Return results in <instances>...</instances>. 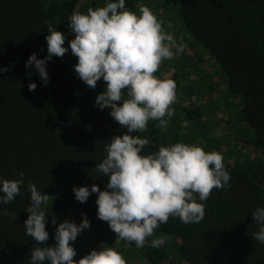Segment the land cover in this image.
Returning a JSON list of instances; mask_svg holds the SVG:
<instances>
[{"label": "trees", "instance_id": "16d2710c", "mask_svg": "<svg viewBox=\"0 0 264 264\" xmlns=\"http://www.w3.org/2000/svg\"><path fill=\"white\" fill-rule=\"evenodd\" d=\"M103 4L104 0H0V69H8L0 72V176L17 179L19 171L25 173L22 195L0 206L16 214L11 223L9 217L0 215V264H29L34 247L54 246L55 229L63 222L57 219L59 212L67 213L68 219L64 221L79 224L86 214L91 222V227L71 242L77 251L75 260L102 246L112 247L126 256L128 242L119 240L108 223L97 217V194L80 203L73 191L74 187L92 184L105 190L109 177L99 176L96 165L106 157L105 146L110 140L127 131L110 116V108L101 110L95 104L106 82L101 79L95 89L89 88L75 72L78 58L70 48L62 59L53 56L48 61L47 86L34 65L25 67L34 52L40 59L47 57L46 35L50 25L67 35V47L75 38L69 27L71 15ZM137 4V0H126L127 9ZM173 5H178L184 27L194 42L203 45L215 62L214 69L204 71L200 68L202 62H207L204 55H186L185 65L199 73L201 79L216 83L200 86L205 91L200 90L198 95L213 91L220 84L225 86L228 97L238 101V111L231 116L230 105L221 101V118L216 119L207 114L205 104L199 99L202 107H191L192 104L184 107L182 123L175 127L171 125L161 131L156 126L158 121H149L146 132L132 135L149 140L144 154L154 153L161 146L187 142L185 139L194 133L202 147L208 149L214 127L222 125L224 131L218 133L222 140H215L221 141L220 153L232 179L230 187L213 190L205 202L206 215L200 223L185 224L170 217L155 232L156 237L165 238V243L159 248L145 245L144 256L129 262L264 264V244L252 238L258 226L251 215L256 207L264 206V0H164L163 9ZM173 65L180 70L179 63L172 62ZM171 72L174 74L170 79L176 84L181 75L192 74L183 71L179 76L177 71ZM31 82L37 84L35 91H29ZM189 95L198 97L194 91ZM225 113L229 116L225 117ZM239 124L243 129L238 135L247 138L236 136L234 146L224 149L227 128ZM245 143L252 145L256 154L243 155L241 147ZM29 180L42 194H49V200L54 197L65 206L62 211H56V204L46 212L48 245H38L25 232L23 224L30 215L25 210L31 204ZM75 208L80 213L77 221L72 218ZM53 219L56 224L52 223ZM177 254L175 258L173 255Z\"/></svg>", "mask_w": 264, "mask_h": 264}, {"label": "clouds", "instance_id": "9594fccd", "mask_svg": "<svg viewBox=\"0 0 264 264\" xmlns=\"http://www.w3.org/2000/svg\"><path fill=\"white\" fill-rule=\"evenodd\" d=\"M69 27L75 38L65 47L67 35L50 25L47 57L40 59L32 53L26 69L34 65L47 86L48 61L53 56L62 59L70 48L78 58L75 72L89 88L95 89L101 79L106 82L105 90L96 97V106L110 108V116L127 130L110 140L105 146L106 157L96 165L99 176L109 177L105 190L97 184L74 187L75 199L85 203L97 194V217L108 223L119 240L134 243L137 248L146 243L159 248L165 243L163 236L155 235L161 224L170 217L185 224L200 223L213 190L230 187L232 179L223 155L217 151L177 142L144 154L149 140L132 135L146 132L149 121H158L160 129L168 127L175 114L177 85L155 74L164 61L182 54L184 45L168 31L172 25L165 26L148 6H141L137 13L126 8V0H104L102 6L73 13ZM28 88L35 91L37 84L31 82ZM17 175V179L0 176V206L22 195L25 173L19 171ZM28 191L31 204L25 210L30 214L23 224L26 235L38 245H48V216L43 205L48 203L49 194H42L30 180ZM0 215L9 217L10 223L16 218L14 212L2 208ZM251 215L258 226L252 238L264 244V206L256 207ZM90 227L86 214L79 224L71 220L59 223L55 245L34 247L29 264H127L123 253L105 246L75 260L77 251L71 242Z\"/></svg>", "mask_w": 264, "mask_h": 264}, {"label": "rangeland", "instance_id": "374dc122", "mask_svg": "<svg viewBox=\"0 0 264 264\" xmlns=\"http://www.w3.org/2000/svg\"><path fill=\"white\" fill-rule=\"evenodd\" d=\"M163 2L164 0H137V7L133 8V9H129L135 12H139V8L141 6H148L161 20H163L165 22V26H167L168 24H171L172 27L170 29H168V31L172 32L175 36V38L177 39L178 43H182L184 45V52L182 54L177 55L174 59L172 60H166L162 63L159 71L155 74L157 77L162 78V79H170L172 76V74H174V72L172 73V69L174 71H177L179 76L180 73H182L183 71L185 72H191L192 74L190 75H181V79L179 77V82L177 85V99L173 105V107L175 108V114L174 116L171 118L170 123L168 125V128L173 125L174 127L176 125L179 124V122L182 123L181 118H182V113H183V109L184 107L189 106V104H192L191 107H197V106H201L200 101L202 100L203 103L205 104L204 108H206L207 110V114L211 117L214 116L216 119L221 118V116L219 115L221 113V108H220V104L221 101L224 103H227L230 105V114L231 116H234L236 114V111H238L237 108V100H234L230 97L227 96L226 91H225V86H219L217 85L215 87V89L213 91L208 90L207 92H201L200 95H198V93L201 91H205L202 87L203 86H207L209 85L208 83H210L211 85H215L216 83L210 82L209 80L205 81L204 79H201L202 76L198 73L195 74V71H192V67L189 65H185L188 64V60L185 58L186 55L187 56H194L197 57V55H204L205 60H207V62H202L200 64V68L203 69L204 71H209L211 68H215V62L214 60L211 59L210 54L208 53V50L206 48H204L203 45L199 44L198 42H194L193 38L190 35V32L184 27V23L182 20V15L180 13L179 7L178 5H173V6H168V8L163 9ZM194 42V43H193ZM195 51V52H194ZM173 63H179V67L180 70L176 69L175 65L172 66V62ZM217 64V63H216ZM218 66V65H217ZM171 68V69H170ZM218 70L220 71V73L223 71L221 70V68H219V66L217 67ZM198 69V67L196 68ZM167 75L169 76V78H166ZM218 76V74H216ZM202 86V87H200ZM219 87V89H217ZM187 90L191 91V92H195V96L189 95L191 94V92H187ZM196 98V99H195ZM218 98V99H217ZM200 99V101H199ZM222 99V100H221ZM194 100V103H191V101ZM198 102H197V101ZM234 100V101H233ZM205 101H209L208 103ZM202 107V106H201ZM219 110V111H218ZM228 113H225V117H228L229 115H227ZM209 117V118H210ZM178 120H177V119ZM233 118V117H231ZM220 121H224V119H221ZM184 124L186 123V121L183 122ZM156 124V123H155ZM193 124V122H192ZM157 125V124H156ZM196 125V124H193ZM240 125V124H239ZM235 125L236 127H232V125L229 126V128H227L229 130V132L227 133L226 137H224L223 139L226 140L225 144L223 145V148L226 146L228 149L232 148L234 146V140L235 137L238 136L237 138L239 139H245V135H238V132H240L243 127ZM245 125V124H243ZM218 126V125H217ZM173 127V128H174ZM244 129L248 130V127L245 125ZM159 130H164V129H159ZM215 130V134L212 137V139H209L212 141V144L208 147V149H204L205 151H217L220 153V147L218 146L219 143L221 141L219 140H215V139H221L220 134L218 133H222L224 131V129L222 128V125L218 128L214 127ZM195 132H199L195 130ZM176 135V132L174 133ZM178 135H180L178 133ZM196 133H194L193 135L187 137L185 140L187 142L184 143H188V144H197L199 146L202 147V143L200 141H198L197 138H195ZM252 135L249 134L248 137H250ZM181 136V135H180ZM202 136L204 137V135L202 134ZM247 138V137H246ZM205 140H207V142L209 141L207 138V135H205ZM222 140V139H221ZM179 141V140H177ZM210 143V142H209ZM222 148V150H223ZM242 151L244 152L243 155L245 154H251L254 155L256 154L255 148H253L252 145L245 143L244 147H241ZM225 149V148H224ZM56 204L58 205L56 211H62L65 206L63 204H60L58 199L54 198L49 200L48 203L45 205V208L43 209L45 211V213L48 210H51L54 206L56 207ZM70 213V211H68ZM72 215H74L72 218L75 219V221L80 219V213H79V209L75 208V211H72ZM57 219H59L60 221H64V219H68V215L67 213H58L57 214ZM168 238V237H167ZM146 245H148V243H146ZM150 245V244H149ZM127 253H126V260H127V264H129V260L132 262V259H136L140 256H144V251L143 248H137L135 246L134 243H128L127 245ZM175 258H178V254L177 255H173ZM142 263V261H141ZM131 264V263H130ZM144 264H149L148 262H144Z\"/></svg>", "mask_w": 264, "mask_h": 264}]
</instances>
